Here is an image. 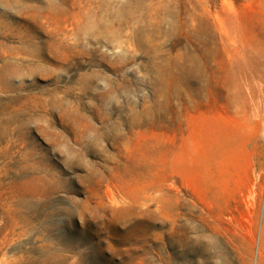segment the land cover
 <instances>
[{
    "label": "rangeland",
    "instance_id": "rangeland-1",
    "mask_svg": "<svg viewBox=\"0 0 264 264\" xmlns=\"http://www.w3.org/2000/svg\"><path fill=\"white\" fill-rule=\"evenodd\" d=\"M0 264H264V0H0Z\"/></svg>",
    "mask_w": 264,
    "mask_h": 264
},
{
    "label": "bare ground",
    "instance_id": "bare-ground-1",
    "mask_svg": "<svg viewBox=\"0 0 264 264\" xmlns=\"http://www.w3.org/2000/svg\"><path fill=\"white\" fill-rule=\"evenodd\" d=\"M244 116L232 118L203 116L192 121L191 129L171 157L172 166L184 176L196 177L210 163L227 160L222 175L235 176L239 166L242 143L247 138Z\"/></svg>",
    "mask_w": 264,
    "mask_h": 264
}]
</instances>
